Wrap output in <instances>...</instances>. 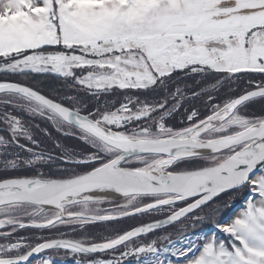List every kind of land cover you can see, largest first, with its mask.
<instances>
[{
	"label": "snow or ice",
	"instance_id": "obj_1",
	"mask_svg": "<svg viewBox=\"0 0 264 264\" xmlns=\"http://www.w3.org/2000/svg\"><path fill=\"white\" fill-rule=\"evenodd\" d=\"M37 256L264 264V0H0V264Z\"/></svg>",
	"mask_w": 264,
	"mask_h": 264
},
{
	"label": "trees",
	"instance_id": "obj_2",
	"mask_svg": "<svg viewBox=\"0 0 264 264\" xmlns=\"http://www.w3.org/2000/svg\"><path fill=\"white\" fill-rule=\"evenodd\" d=\"M21 79H23V78H21ZM189 85H191V82H189ZM38 86L43 88L46 92H49L50 94H53V95L55 93L52 91V89H56L59 91H66V89H64L62 87L61 83L54 82L50 79L45 80L42 83H39ZM89 103H95V102L91 101ZM195 103H196L197 107H201V110H203L200 102L197 101ZM186 107H187V105H186ZM253 110H255V107ZM180 120H181V116H177L174 123L178 124L180 122ZM54 135H56V134L54 133ZM241 195H242V193H229V194L221 195V197L219 199L211 202L208 207L204 208L203 212L199 213V215L204 217L203 221L201 223L195 224L194 228L189 227L187 229V231L189 233H191L193 231H195L197 233L199 231L208 230V229L214 227L215 223L222 222L228 216L229 211L231 209V206L235 205V204L238 205L237 204L238 200H233V198L240 197ZM159 218H163V217L161 216ZM139 222H140L139 219L127 220L123 224L119 225V227H127L129 225L138 224ZM187 223L191 224V221H189ZM180 227H181V225H179V224L176 225L175 228L172 226H169L166 230H164V229L160 230L157 233V235H164L166 233H170L172 235V238L176 239L181 235V233L177 232V230H176L177 228H180ZM96 231L99 232V229H96ZM21 234L26 235V236L31 235V233H28V232H23ZM218 236L221 237L222 239H226L225 235L218 234ZM148 238L152 239L154 237L149 236ZM67 258L68 257H65V259H67Z\"/></svg>",
	"mask_w": 264,
	"mask_h": 264
},
{
	"label": "rangeland",
	"instance_id": "obj_3",
	"mask_svg": "<svg viewBox=\"0 0 264 264\" xmlns=\"http://www.w3.org/2000/svg\"><path fill=\"white\" fill-rule=\"evenodd\" d=\"M233 200H238V202H237L238 205L235 204V205H232L231 206V209L229 211L228 216L222 222H230V218H233L234 215H236V214L239 213V211L241 210V207L243 205V194L240 197L233 198ZM197 234H199V235H211V234H215L218 239H222L221 237L218 236V234H222V235H225L226 236V234H223V233L219 232V230L216 229L215 226L212 227V228H210V229H208V230L199 231V232H197ZM178 238H176V239H178ZM39 259H40V257L36 258L32 262V264H39ZM68 259H71V258L68 257L65 260H68ZM129 259H132V258H129ZM173 259H175V258H173ZM132 264H135L134 259H132Z\"/></svg>",
	"mask_w": 264,
	"mask_h": 264
},
{
	"label": "water",
	"instance_id": "obj_4",
	"mask_svg": "<svg viewBox=\"0 0 264 264\" xmlns=\"http://www.w3.org/2000/svg\"><path fill=\"white\" fill-rule=\"evenodd\" d=\"M223 195V194H222ZM211 203V202H210ZM169 227V226H168ZM39 256H37L36 258H38ZM36 258H34L33 260H32V262L36 259Z\"/></svg>",
	"mask_w": 264,
	"mask_h": 264
}]
</instances>
